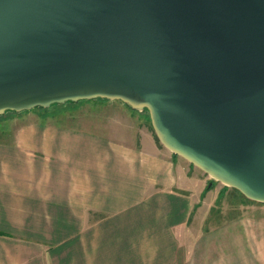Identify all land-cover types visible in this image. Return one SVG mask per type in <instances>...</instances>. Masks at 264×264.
Listing matches in <instances>:
<instances>
[{
	"label": "water",
	"instance_id": "95a60500",
	"mask_svg": "<svg viewBox=\"0 0 264 264\" xmlns=\"http://www.w3.org/2000/svg\"><path fill=\"white\" fill-rule=\"evenodd\" d=\"M97 98L264 203V0H0V115Z\"/></svg>",
	"mask_w": 264,
	"mask_h": 264
},
{
	"label": "crops",
	"instance_id": "0c3cea01",
	"mask_svg": "<svg viewBox=\"0 0 264 264\" xmlns=\"http://www.w3.org/2000/svg\"><path fill=\"white\" fill-rule=\"evenodd\" d=\"M5 135L10 140L0 144V264L169 260L172 233L167 238L165 218L180 209L176 218L187 220L192 202L179 179L174 182L172 166L155 157L160 149L150 137L145 135L143 143L149 155L142 158L133 150L136 139L125 151L90 133L42 126ZM126 169L133 175L132 183L124 185L119 174ZM140 180L154 188L174 185L176 191L142 193ZM93 212L112 214L89 224ZM140 215L155 220L144 236ZM157 252L162 253L154 258Z\"/></svg>",
	"mask_w": 264,
	"mask_h": 264
},
{
	"label": "rangeland",
	"instance_id": "374dc122",
	"mask_svg": "<svg viewBox=\"0 0 264 264\" xmlns=\"http://www.w3.org/2000/svg\"><path fill=\"white\" fill-rule=\"evenodd\" d=\"M41 126L46 130H64L68 134L90 133L106 140L109 145L122 146L125 151L136 139L137 147L133 150L141 153L142 158L149 155L143 144L145 135L156 143L160 154L155 157L161 163L172 166L174 182L179 179L180 189L187 190L192 202L187 220L176 218L180 209L173 212L170 219L169 215L165 218L167 238L172 233V250L167 253L169 260L164 264H264V203L246 201L237 190L214 181L200 169L171 153L158 141L146 109L133 110L121 101L97 98L22 112L6 111L0 115V144L10 137L5 133L19 134L28 129L37 131ZM119 175L124 185L132 183L133 173L127 169ZM139 183L142 193L152 190L176 191L174 185L154 188L147 180H140ZM141 196L142 199L144 196ZM111 214L93 212L88 222L99 223ZM140 216L144 236V228L148 227V223L154 225L155 220L148 218V215ZM161 253L152 255L156 258ZM142 260L146 264L144 261L152 259L142 257Z\"/></svg>",
	"mask_w": 264,
	"mask_h": 264
},
{
	"label": "trees",
	"instance_id": "16d2710c",
	"mask_svg": "<svg viewBox=\"0 0 264 264\" xmlns=\"http://www.w3.org/2000/svg\"><path fill=\"white\" fill-rule=\"evenodd\" d=\"M240 194V193H239ZM240 196L242 197V198H244L241 194H240ZM245 199V198H244ZM246 201H248L249 202V200H247V199H245ZM252 202V201H251Z\"/></svg>",
	"mask_w": 264,
	"mask_h": 264
}]
</instances>
